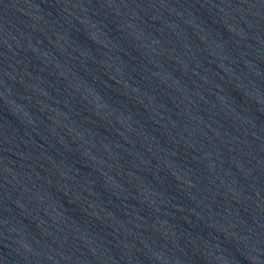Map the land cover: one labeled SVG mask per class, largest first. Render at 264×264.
Returning a JSON list of instances; mask_svg holds the SVG:
<instances>
[{"label":"water","instance_id":"obj_1","mask_svg":"<svg viewBox=\"0 0 264 264\" xmlns=\"http://www.w3.org/2000/svg\"><path fill=\"white\" fill-rule=\"evenodd\" d=\"M0 264H264V0H0Z\"/></svg>","mask_w":264,"mask_h":264}]
</instances>
